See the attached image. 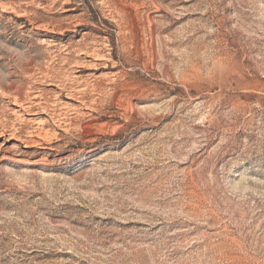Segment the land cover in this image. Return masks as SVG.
<instances>
[{"label": "rangeland", "instance_id": "obj_1", "mask_svg": "<svg viewBox=\"0 0 264 264\" xmlns=\"http://www.w3.org/2000/svg\"><path fill=\"white\" fill-rule=\"evenodd\" d=\"M0 264H264V0H0Z\"/></svg>", "mask_w": 264, "mask_h": 264}, {"label": "bare ground", "instance_id": "obj_2", "mask_svg": "<svg viewBox=\"0 0 264 264\" xmlns=\"http://www.w3.org/2000/svg\"><path fill=\"white\" fill-rule=\"evenodd\" d=\"M44 74V73H43ZM14 94V93H13ZM67 95V94H66Z\"/></svg>", "mask_w": 264, "mask_h": 264}]
</instances>
